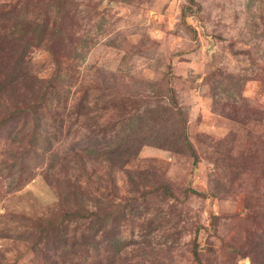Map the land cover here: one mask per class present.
I'll use <instances>...</instances> for the list:
<instances>
[{"label":"rangeland","instance_id":"rangeland-1","mask_svg":"<svg viewBox=\"0 0 264 264\" xmlns=\"http://www.w3.org/2000/svg\"><path fill=\"white\" fill-rule=\"evenodd\" d=\"M4 48L0 113L37 109L0 129V264H264V0H0Z\"/></svg>","mask_w":264,"mask_h":264},{"label":"trees","instance_id":"trees-1","mask_svg":"<svg viewBox=\"0 0 264 264\" xmlns=\"http://www.w3.org/2000/svg\"><path fill=\"white\" fill-rule=\"evenodd\" d=\"M188 1H189V3L191 5L195 4V0H188ZM7 51H8V49L5 50V48L2 49V50L0 49V65H3V64L6 65V62L9 59V57L12 56L11 49L8 52ZM18 57L20 59L22 58L21 53L18 54ZM11 75H12V73L9 74V75H6V77H10ZM13 76H14V73H13ZM4 84H6L5 80L0 81V86H3ZM48 86H49V84H48ZM46 91H47V89H44L42 91V94L40 95V100H39L40 102H43L44 97L46 95ZM18 106H19L18 104H14L13 105L14 108L12 110H10L8 115H4V114L0 113V129L3 128L5 125L11 124L12 120L15 117H17L18 115H24V114L26 115L27 113H33V115L35 116V111L37 109V105L36 104H34V103L33 104H29L27 108H19ZM53 156L54 155H52V160H53ZM78 168H80L83 171L87 170L86 164L83 161V159L80 160ZM52 170H53V165L48 170L49 172L46 175V182L54 190V192L56 193L57 197H59L60 200H63L62 195H60L59 182H58L56 176H53L51 174ZM165 190H167V188H165ZM83 211H84L83 213H80L79 211L68 212L67 216H68V218H74L76 220L88 219V218H92V220H96V219L102 220V217L99 214H97L96 212L93 213V212H86L85 210H83ZM197 248H198L197 243H195V248H194L195 259L198 262V264H203V262H202V260H201V258L199 256Z\"/></svg>","mask_w":264,"mask_h":264}]
</instances>
